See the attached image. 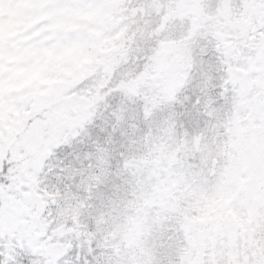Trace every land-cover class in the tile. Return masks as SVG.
<instances>
[{
  "label": "rangeland",
  "instance_id": "obj_1",
  "mask_svg": "<svg viewBox=\"0 0 264 264\" xmlns=\"http://www.w3.org/2000/svg\"><path fill=\"white\" fill-rule=\"evenodd\" d=\"M131 2L0 0V159L12 152L31 179L35 157L67 142L63 127L79 128L82 145L99 135L90 149L108 157L98 174L66 170L75 191L8 195L0 239L21 226L38 238L37 228L57 223L49 241L62 252L69 219L84 213L79 188L100 200L101 247L129 264H264V0H173L142 23ZM204 42L226 60L204 59ZM143 71L178 106L196 98L183 107L184 127L174 126L170 100L131 98ZM220 71L230 85H220L223 109ZM61 203L53 220L33 211Z\"/></svg>",
  "mask_w": 264,
  "mask_h": 264
},
{
  "label": "snow or ice",
  "instance_id": "obj_2",
  "mask_svg": "<svg viewBox=\"0 0 264 264\" xmlns=\"http://www.w3.org/2000/svg\"><path fill=\"white\" fill-rule=\"evenodd\" d=\"M162 6H173V0H132L127 5L130 9L137 10L135 18L140 20L141 23L154 16L157 11L163 15ZM141 10L151 15L142 16L140 14ZM215 43V41L212 42V44ZM202 47L205 49L202 53L204 59L218 64L226 60V57L222 55L215 52L210 53L208 42H204ZM131 62L130 58L129 63ZM135 62L137 67L142 69L143 65L147 63V57L137 53ZM221 67H223L222 64ZM223 78L224 72L220 71L217 76L216 94L218 99L215 107L221 109L224 108L226 99L225 96L220 95L223 91L220 87L221 84H224ZM224 88H230V85L224 84ZM94 126V120L92 125H85V127ZM58 135L61 140L67 137V142H56L50 147L47 154L35 157L34 163H30L26 169L31 179H25L20 164L13 159L11 154L0 159V186H3L5 190L4 193H0V214L6 211L8 195L19 198L18 189L26 192H38L44 187L51 190L52 185L64 188L66 181H63V178L67 174L65 170L82 171L91 168L97 174L100 172L103 167V160L108 158L107 154L104 151L91 149L94 152V157L85 159L87 150L81 144L82 132L79 128L63 127L59 130ZM101 147H104V145H101ZM28 159L33 160L32 157ZM17 175L24 183L13 182V177ZM57 177H60L61 180H57ZM72 190L75 191V188L73 187ZM63 208L64 204L61 203L59 207L52 206L44 209L43 212L39 208H34L33 211L43 221L57 218ZM56 227L57 223H52L46 231L37 228L36 231L42 232V234L35 238L34 234H28L29 226H21L15 230L14 236H5L0 239V264H129L127 257L113 252L110 248L101 247L99 239L89 242L84 237L77 239L74 235L64 238V242L72 241L70 249L54 253L49 237L52 236ZM101 253H103V256H101Z\"/></svg>",
  "mask_w": 264,
  "mask_h": 264
},
{
  "label": "trees",
  "instance_id": "obj_3",
  "mask_svg": "<svg viewBox=\"0 0 264 264\" xmlns=\"http://www.w3.org/2000/svg\"><path fill=\"white\" fill-rule=\"evenodd\" d=\"M150 69H151V71L148 72L147 75L150 76L152 74V76H154L153 70H155V65H152V67ZM141 70H143V68ZM144 73H145V71H143L142 74L139 73V75H138L140 77L139 79H140V82H141L140 86H139L140 90L137 92L138 96L136 95V92H133L134 96L131 97V98H134L135 100H139L141 98L144 99V97H145L146 99L148 98L150 101H152L153 99H156V98H158V99L161 98L162 100L166 99V101L163 102V103H166L168 100H170V102L172 103L171 105H173L172 107L174 108V111H175L174 112V116H173L174 117L173 118L174 126L175 127H184L183 118L184 119H185V117L186 118H191V116H182L183 114H185L184 111H183V107L186 108V107H189V106H193V109H194L195 106H196V98L187 97V101L186 102L182 101V103H183L182 106H178V103L175 101L176 94H175L174 98H171V95H169L166 92H163L161 90L160 82H159L158 79H153L152 81L149 80V79L144 80L143 79V77H144L143 74ZM137 78L138 77L135 78V82H136ZM129 82L134 85L133 80L129 81ZM177 89H179V88L177 87ZM175 93H177V92H175ZM139 96H144V97H139ZM117 107H118V104H117ZM115 109H117V108H115ZM102 137H103V135H102ZM93 139H95L97 141V139H99V135L97 136V134H93L92 133L91 137H90V140H86V142H84L83 145H82L86 150L87 149L90 150L89 155H92V156H94V152L90 149V145L94 141ZM105 143L106 144L104 145V147L106 149H108L110 144L107 142V139H105ZM111 153H113V151ZM9 154L13 155L12 152L8 151L5 156H7ZM15 161L18 164H20L22 173H23V175L25 177V172L22 169L23 168V162H21V160L20 161L19 160H15ZM94 174H96V172ZM77 180H78V178L70 180V181H66V183L64 184V188L65 189L63 191H61V194L68 193L69 191H71L73 189V187L76 189L77 183L79 182ZM16 181H19L20 183L24 182L23 180L20 179L19 175L13 177V182H16ZM0 188L4 190L3 186H0ZM76 193L80 197H82V199H84V200H82L83 203H81L82 207L80 208V210H82L84 213L80 215L79 221H75L73 219H71V220L69 219V222L67 223L66 227L68 228V230H70V235H74L77 239H79L80 237H84L89 242L92 241V240L100 239L102 234H103V232H104V229L102 228V226L100 227V224L103 223L102 219H99L96 216L97 214H99V211H101V208H99V206L101 204L100 200L96 201L94 199V200L88 201L85 198H83L84 197V189L80 190L78 188V191ZM109 195H110V197H112L113 200H115L116 195L112 191L109 192ZM43 196H45V194H43ZM70 196H71V194H66L65 195V197H67V198L70 197ZM96 202H99L100 204L97 205ZM67 242H68L67 246L62 248V251L66 250V249H70L72 247V241L68 240ZM101 256H103V253H101Z\"/></svg>",
  "mask_w": 264,
  "mask_h": 264
},
{
  "label": "water",
  "instance_id": "obj_4",
  "mask_svg": "<svg viewBox=\"0 0 264 264\" xmlns=\"http://www.w3.org/2000/svg\"><path fill=\"white\" fill-rule=\"evenodd\" d=\"M226 10H227V5H225L224 11H223L224 14L227 12Z\"/></svg>",
  "mask_w": 264,
  "mask_h": 264
}]
</instances>
